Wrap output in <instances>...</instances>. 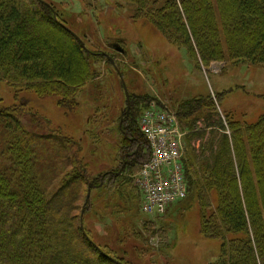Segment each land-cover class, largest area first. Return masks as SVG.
Returning a JSON list of instances; mask_svg holds the SVG:
<instances>
[{"label": "trees", "instance_id": "trees-1", "mask_svg": "<svg viewBox=\"0 0 264 264\" xmlns=\"http://www.w3.org/2000/svg\"><path fill=\"white\" fill-rule=\"evenodd\" d=\"M127 1L136 5V18L183 47L197 67L227 60L264 66V0ZM74 33L40 0H0V80L41 97L56 93L64 108H76V94L101 75L93 67L100 55ZM109 63L126 79L127 60ZM165 96L189 133L188 196L179 202L189 198L198 209L201 233L220 240L219 258L211 264H264V116L246 124L220 111L223 93ZM151 101L133 96L129 117L124 113L125 145H136L125 148L132 163L120 176L121 167L108 174L103 184L93 180L98 206L116 221L131 216V229L141 237L139 223L152 222L141 215L143 195L134 176L150 155L139 120ZM27 118L35 129L46 130L38 117ZM20 119L0 108V264H127L104 251L80 220L91 180L78 158V143L52 134L55 146L44 150L38 146L41 134L28 131ZM91 205L85 200L82 213Z\"/></svg>", "mask_w": 264, "mask_h": 264}, {"label": "rangeland", "instance_id": "rangeland-1", "mask_svg": "<svg viewBox=\"0 0 264 264\" xmlns=\"http://www.w3.org/2000/svg\"><path fill=\"white\" fill-rule=\"evenodd\" d=\"M41 1L52 6V15L64 21L91 52L100 55L93 67L101 76L96 85L90 84L76 94V108H64L56 93L41 97L34 90L18 89L0 80V108L21 118L20 123L28 131L41 134L44 139H39L38 146L44 150L45 146H55L52 134L56 139L67 137L78 143L77 154L91 180L89 187L97 185L93 184L94 178L132 163L125 158V135L120 130L130 115L124 114L128 110L127 98L108 56L116 63L129 62L124 81L130 109L136 95L151 97L150 105L155 102L174 110L165 94L190 99L209 95L215 98L223 93L220 111L231 112L246 124H254L264 116V66L227 60L197 67L183 47L173 46L152 24L136 18V5L127 0ZM113 44L120 45L127 54L115 52ZM34 116L43 128L46 125V130L41 132L31 126L27 117ZM88 185L80 203V220L94 241L104 251L117 253L118 260L127 264H211L219 258L220 240L201 233L198 209L192 207L189 198L174 204L162 216L141 214L146 222H152L147 226L139 223L141 237L131 229V216L120 221L109 217L98 206L97 190H89ZM85 200L93 205L83 214Z\"/></svg>", "mask_w": 264, "mask_h": 264}, {"label": "built area", "instance_id": "built-area-1", "mask_svg": "<svg viewBox=\"0 0 264 264\" xmlns=\"http://www.w3.org/2000/svg\"><path fill=\"white\" fill-rule=\"evenodd\" d=\"M139 130L148 142L150 155L134 182L143 195L142 212L161 216L188 196L184 159L189 133L174 110L155 102L142 113Z\"/></svg>", "mask_w": 264, "mask_h": 264}, {"label": "water", "instance_id": "water-1", "mask_svg": "<svg viewBox=\"0 0 264 264\" xmlns=\"http://www.w3.org/2000/svg\"><path fill=\"white\" fill-rule=\"evenodd\" d=\"M74 35L77 37V38H79L75 33H74ZM80 39V38H79ZM116 52H118V53H121L122 55H126L127 54V52H126V50L125 49H123L120 45H118V44H113L112 46H111ZM110 59V58H109ZM111 61L112 62H114V60L113 59H111ZM120 79H121V82H122V86H123V89H124V91H125V94H126V98H127V112H126V115H129L130 114V94H129V92H128V89H127V86H126V83H125V81H124V79H123V76L120 74ZM138 152L136 151L135 152V154H137ZM121 172V171H120ZM93 186L91 185L90 187H89V190H91V188H92ZM90 198V194H88V197H87V200Z\"/></svg>", "mask_w": 264, "mask_h": 264}, {"label": "flooded vegetation", "instance_id": "flooded-vegetation-1", "mask_svg": "<svg viewBox=\"0 0 264 264\" xmlns=\"http://www.w3.org/2000/svg\"><path fill=\"white\" fill-rule=\"evenodd\" d=\"M132 142H134L132 139H130V143H132ZM126 147H128V148H131V144H127V145H125V147L124 148H126ZM127 151V150H126ZM131 157V153H129L128 151L125 153V158L126 159H129ZM108 174L110 175V174H115V171H112V172H107V173H105V174H103L102 175V177L100 178V177H98V179L99 180H101V182L103 183V181L105 180L104 178H106L107 176H108ZM118 174H119V176L122 174V171L121 172H118ZM101 183V184H102ZM94 188V187H93Z\"/></svg>", "mask_w": 264, "mask_h": 264}]
</instances>
